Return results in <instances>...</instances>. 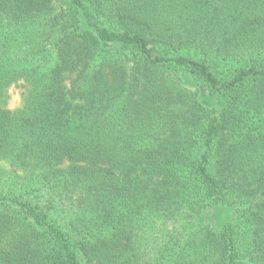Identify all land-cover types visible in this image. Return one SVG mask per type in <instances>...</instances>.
Here are the masks:
<instances>
[{"label": "trees", "instance_id": "obj_1", "mask_svg": "<svg viewBox=\"0 0 264 264\" xmlns=\"http://www.w3.org/2000/svg\"><path fill=\"white\" fill-rule=\"evenodd\" d=\"M0 264H264V0H0Z\"/></svg>", "mask_w": 264, "mask_h": 264}, {"label": "rangeland", "instance_id": "obj_2", "mask_svg": "<svg viewBox=\"0 0 264 264\" xmlns=\"http://www.w3.org/2000/svg\"><path fill=\"white\" fill-rule=\"evenodd\" d=\"M3 169H5L6 171H9L10 168H8L6 165L3 164ZM3 180H7V176L4 174L3 176Z\"/></svg>", "mask_w": 264, "mask_h": 264}]
</instances>
